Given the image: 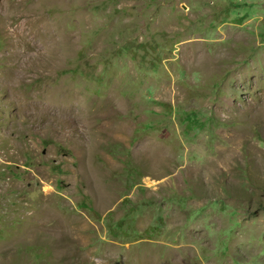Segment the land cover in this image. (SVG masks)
<instances>
[{
    "label": "rangeland",
    "instance_id": "374dc122",
    "mask_svg": "<svg viewBox=\"0 0 264 264\" xmlns=\"http://www.w3.org/2000/svg\"><path fill=\"white\" fill-rule=\"evenodd\" d=\"M0 264H264V0H0Z\"/></svg>",
    "mask_w": 264,
    "mask_h": 264
}]
</instances>
